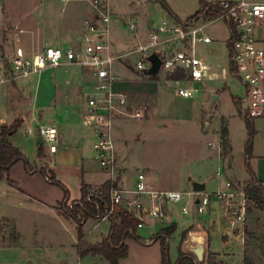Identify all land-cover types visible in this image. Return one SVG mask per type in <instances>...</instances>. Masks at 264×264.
I'll return each instance as SVG.
<instances>
[{
	"label": "rangeland",
	"instance_id": "obj_1",
	"mask_svg": "<svg viewBox=\"0 0 264 264\" xmlns=\"http://www.w3.org/2000/svg\"><path fill=\"white\" fill-rule=\"evenodd\" d=\"M4 1L8 10V18L10 16L11 19H7L6 11L5 17L0 20V61L3 59L2 57L6 58L12 52L17 39L24 40L29 36L27 34H19V25L16 26L18 21L21 22V27L27 29L31 22L32 25L36 26L37 20L43 15L41 6L43 0ZM165 1L174 13V17L162 7L158 0H110V8L113 4L115 10L120 14L112 17L109 25L111 31H113L114 40H117H112V43L114 45L115 42L127 44L135 36L128 25L121 21L122 15L138 13V26L139 22H146L148 19L155 24L170 23L172 20L188 21L199 13L200 1L208 0ZM247 1L263 2L264 0ZM208 3L204 4L207 5ZM34 19L36 20L35 23H33ZM14 26H16V29H13ZM207 31L214 41L208 45L200 44L197 47V53L200 58H205L207 65L212 68V71L218 73L216 79L203 80L198 84H185V86L196 87L200 90L198 97L194 100H187L177 94L175 83L167 81L166 79L169 80L170 78L161 74L157 80H162L163 82L165 80V90L168 93V97L164 100L163 97L159 96L157 103L158 112L155 116L156 122L148 124L141 122V120L127 119L122 123L125 128L124 135L127 141L126 150L129 154V162L126 165L128 168L127 172L121 169L120 176L123 172V181L127 188L132 191L136 187L138 174L140 172L147 173V168L151 169L149 175L154 176L162 184L174 185L178 179L184 182L192 169V164L196 157H203L209 152L216 153L219 151V148L209 149L207 144L216 142V139H218L217 132L220 130L223 119L228 122V128L232 134L231 144L233 151L231 164L233 177L242 184L251 178L247 167L249 163L250 169L255 173L256 177L264 180V122H261L260 129L255 128L253 157L247 161L244 149L248 132L244 118L241 117L243 114L238 112L233 102V98H240L244 90L237 78L229 73L230 58L227 47L229 32L227 25L218 21L211 25ZM257 37L262 39L263 42L260 45L264 47V30L257 32ZM117 48L118 50L120 49L119 47ZM136 64V56H132L129 61L121 62L120 80H123L129 74L131 75V81L137 83L138 72L135 70ZM61 75L68 77L71 75V70L68 69L65 72L63 67L60 70L48 69L43 74L35 75L27 81L0 84V119H5L6 122L12 124L22 114L20 109H25L24 106L27 105L29 100V92L22 93L21 87L27 86V89L30 90L29 83L33 80H39L38 87L41 86L38 88L37 93L40 95V100H44V95L51 96L52 92L55 94L54 86L57 80L62 78ZM41 81L46 85L48 84V88L44 87L43 82L40 84ZM49 87L51 88V93L48 90ZM58 89L56 90V98L60 102L63 96V89L65 88L60 87ZM31 91L33 94L35 90L31 89ZM219 92L221 97L214 104L213 97L217 96ZM21 93L23 96H21ZM75 94H77L78 102L82 105L84 104L85 109L88 110L87 102L83 100L82 93L76 90ZM203 115L207 117L213 116L211 127L204 131L208 130L207 137L205 133L201 132V130L199 131L196 127L197 121H195V118H200ZM222 116L224 117L223 119ZM203 126L204 124H201V127ZM30 127L32 132L29 134ZM39 127L40 123L29 124L26 121L25 125L19 128L15 139L24 144L22 146H24L26 151L27 159L31 161L33 166L40 163L46 166L51 165L56 174L55 180L59 182L62 179L63 186H58L51 181L47 182L41 173L30 175L24 162L13 166L9 177L0 180V264H27L29 261H32L33 264H108L101 257L88 255L80 258V240L77 225L71 219L62 215H60L62 220H58V216L53 215L57 212L55 209L51 211L50 208L34 202L29 204L28 200L15 191V186L19 185L23 189L32 188L39 193H47V195L54 197L61 194L65 195L64 190L66 189L69 190L71 198H75L74 196L78 198L81 190V173L83 170L97 174L98 181H91L92 184L95 182L98 184L101 180L108 177V174L100 168L98 161L94 158L93 149H90V154L85 155L83 159V155L79 150L69 148L66 152L53 155L49 153L45 146H38ZM138 135L141 136L138 138ZM40 147H43L41 155L43 159L38 157ZM119 164H121L120 161ZM216 166L217 163L214 166V170H217ZM224 167L226 172H228L227 162ZM39 168L42 171H46L44 166L36 167V169ZM60 170L62 174L65 173V176L59 174ZM212 183H214V186ZM242 184L240 186L235 185L236 188L238 187V191H244L247 186ZM216 187V180L211 178L207 191L212 192L211 189H216ZM97 188H93L91 193ZM132 191L129 198L131 201L135 199ZM173 206L179 218V227L168 239V261L170 264L178 262V249L180 247L186 256L192 259L195 264H199L201 260L197 256L198 249H195V246L196 244L205 243L204 232L210 234V230L213 229L211 220L204 222H196L195 220V223L192 222V226L190 225L184 231L187 233L183 239L181 205L174 204ZM60 210L61 212L68 211L65 205ZM234 216L236 217V215ZM172 223V221H167L159 224L160 226H170ZM110 227L111 223L108 219L99 220V222L95 219H89L83 226L82 248L88 249L101 243L108 237ZM231 227H233L232 224ZM242 227L245 229L246 237L248 238L247 251L253 258L254 263L264 264V210H260L250 199H248ZM157 233L156 227L151 224L148 225V220H146L145 227L138 229L137 232L140 240L135 238L126 240V245L129 247V255L121 260L120 264H162L161 243L160 241H154V236ZM187 238H189L188 248L183 247L184 240H187ZM211 240L212 250L221 252L226 249L220 235L211 234ZM237 245L240 246V241H238ZM212 261L217 263L215 256Z\"/></svg>",
	"mask_w": 264,
	"mask_h": 264
},
{
	"label": "built area",
	"instance_id": "obj_2",
	"mask_svg": "<svg viewBox=\"0 0 264 264\" xmlns=\"http://www.w3.org/2000/svg\"><path fill=\"white\" fill-rule=\"evenodd\" d=\"M92 5L96 21L89 25L80 48L63 49L47 45L42 51L28 56L22 47L14 44L12 52L6 58L2 57L0 61V84L27 80L40 75L46 69H59L66 64L78 66L92 75L93 84L84 93L88 110L82 122L86 128L92 130L96 138L94 158L100 168L108 174V181L118 182L117 187L111 190L112 206L105 214H99L95 219L109 220L114 207L122 206L139 220L138 229H142L146 220H170L168 206L186 202L189 197H193L199 213H205L216 199L223 204L227 213L237 210L238 221L244 223L249 197L243 190L238 191V187L231 183H227L228 192L215 195L206 192H165L155 190L148 182L146 174L140 172L136 187L132 191L135 199L131 201L125 197L119 186L121 167L115 141L111 135V124L115 119H145L148 109L136 108L127 94L115 90L119 81L115 66L136 56L135 70L143 73L151 68L149 58L155 54L162 63L158 76L163 74L179 85L176 92L180 97L195 99L200 90L182 84H198L203 80H214L217 77L211 72L206 61L198 56L197 47L200 44H212L214 39L207 29L218 21L224 22L228 27L229 39H232L230 75L237 78L244 90L240 97L242 114L253 121L264 120V47L260 45L262 39L257 37V32L264 30V2L211 1L207 5L203 4L199 13L191 20H172L170 23L158 24L150 29L144 43L128 51H119L109 38V25L113 16L110 0H93ZM5 12V1L0 0V20L5 17ZM124 24L133 32L137 30V25L129 20L124 21ZM177 73L184 74L183 80L171 78ZM38 134L42 138V145L49 153L57 154L60 143L58 128L55 125H42ZM28 171L34 173L36 169ZM97 190L98 188L93 193H97ZM91 196L87 201H91ZM142 196L152 200L154 203L152 207L145 208L139 202L138 197ZM237 205H240V208H237ZM76 206L83 207L80 202L68 201L65 208L71 212ZM65 212L67 210L62 213ZM182 213L188 214L187 206L182 208ZM235 225L232 224L233 227Z\"/></svg>",
	"mask_w": 264,
	"mask_h": 264
},
{
	"label": "crops",
	"instance_id": "obj_3",
	"mask_svg": "<svg viewBox=\"0 0 264 264\" xmlns=\"http://www.w3.org/2000/svg\"><path fill=\"white\" fill-rule=\"evenodd\" d=\"M92 1L93 0H43L41 2L43 15L40 16L39 19L37 20L38 23V26L36 23L37 27L35 25H32V22L29 25V28L27 29L21 27L20 26L21 22L19 21L16 24V26L19 25V29H18L19 34H27L29 36L26 37V39H24L25 42H23L24 41L23 39L22 40L17 39L15 44L22 47L26 55L28 56H31L39 51H42L44 47L47 45L57 46L63 49H67L69 47L80 48L83 45L82 39L88 31L89 25L95 23L96 21V14L94 7L92 5ZM211 1H218V0L200 1V6L198 11L200 10V7L202 6L203 3L211 2ZM5 7L7 11L6 17L9 20L11 19V17L9 16L8 18V10L6 4ZM111 11L113 14L112 17L120 15L115 10L113 4L111 6ZM126 20L135 23L137 25V30L134 32L135 36L132 37V39L127 42V44H124V42L121 43L115 42L116 48L119 47L120 51H128L134 48L135 46L144 43L148 38V33L150 29L158 25L148 19V21L146 22H139V26H138V13L127 14L125 16L122 15L121 21H126ZM35 21L36 20L34 19L33 23H35ZM16 26H14L13 29H16ZM109 30H110L109 32L110 40L115 41L116 39L114 40L112 36L113 31H111V27H109ZM202 59L205 60V58ZM124 66L126 65L124 64ZM62 67L65 68V72H67L68 69L71 70V75L68 77L61 75L62 78L58 79L56 85L54 86L55 94L52 92L51 96L44 95L45 97L44 100H40V95L39 93H37L38 88L41 86L40 85L38 87L39 80L38 81L33 80L31 83H29L30 90L27 89V86L21 87L22 93L25 94L29 92V100L27 105L24 106L25 109L22 108L20 109L22 111L21 112L22 114L19 116L18 120L21 121V127L25 125L26 121H28L29 124L35 122L37 124L40 123V126L55 125L58 128L60 134L59 149L56 155L66 152L68 151L69 148H72L73 150L81 151L83 155L82 158L84 159L85 155L90 154V149L94 150V144L96 142V138L92 130L86 128L83 125L82 119L83 116L86 114L87 110L85 109L84 104L82 105L81 103L78 102L77 94H75V92L76 90H78L80 93H82V98L83 100H85L84 93L93 84L94 79L88 71H85L78 66L66 64L63 65ZM60 68L57 70H60ZM120 68H121L120 64H117L115 66L116 74L119 77V81L115 86V90L127 94L130 98L131 103L136 108L147 107L148 109L147 117L145 119H140L141 122L148 124L155 123L156 122L155 116L157 115L158 112L157 103L159 96L163 97L164 100L166 99V97H168V93L165 90L166 88V84L164 83L165 80L163 79L164 82L162 80H151L149 77H147L148 75H146L144 72L138 73L137 83L131 81V75L129 74L123 80H120V75H121ZM209 68L210 70L212 69L210 66ZM46 70H44L41 74H43ZM51 70H56V69H51ZM211 72L218 75L217 72H214L212 70ZM167 81L171 82L170 80ZM42 82L43 81H41L40 84H42ZM43 84L44 87L48 88V84L46 85L44 82ZM175 85L179 86L176 83ZM182 85L185 86V84ZM60 87H64L65 89H63V93H62L63 96L61 97L62 100L59 102L57 101L56 98V90H59L58 88ZM31 89L35 90L33 94ZM48 90L51 93L50 87ZM22 93L21 96H23ZM220 97L221 94L219 92L216 101H213V103L214 104L217 103ZM187 100H194V99H187ZM241 117L244 118L243 116ZM223 118L224 117L222 116V119ZM212 119L213 116L207 117L206 115H203L200 118H195V121H197L196 127L198 128L199 131L201 130V132L205 133L206 137L208 134V130H206V132L204 131L205 129L211 127ZM126 120L127 119L113 120L111 124V135L115 141L116 153L118 156V160L121 162L120 164L121 169L122 171L127 172L128 168L126 165L129 162V154L127 153L126 150L127 141L125 140V135H124L125 128L124 125L122 124ZM244 121L246 126L245 118ZM261 122H264V120H254L253 124L255 128L260 129ZM201 124H204V126L201 127ZM222 124H224L228 130V137H227L228 148L226 150H224L221 145ZM9 125L11 124L6 122L5 119L2 118L0 119V130L2 127ZM29 131L30 134L32 132L31 127ZM217 133H218L217 134L218 139H216V142H209L207 145L209 149L219 148V151L216 153L209 152L207 153V155L203 157L201 156L196 157L195 160L193 161L192 169L189 172V174L186 176V180L184 182H181V179H178L174 185L169 186L168 184H162L160 181L156 180L154 176L149 175L151 169L147 168V173L145 174L148 182L153 185L155 190L165 191V192H176V193L194 192L193 183L195 182L204 183L206 186V190L204 192L209 193L211 195L228 192L226 187L227 183L240 186V184L242 183L238 179L233 177V170L231 164L232 151H233L231 144L232 134H231V130H229L228 128V122L225 121L224 119L221 122L220 130ZM140 136L141 135H138V138ZM38 140H39V134H38ZM11 142L15 147H17L23 153V155L27 159L26 151L24 150V146H22L24 144H22L20 141L18 142L15 139V136L12 137ZM39 145L40 144L38 143V146ZM38 157L40 159H43L40 155ZM27 161L29 164V168L36 169L37 166L46 167V171L45 170L42 171L39 168L36 169V172L30 173V175L41 173L43 174L47 182H50V178L56 179V174L53 171L51 165L46 166L45 164L40 163L39 165L35 164V166H33L30 160L27 159ZM226 162L228 163V172H226V168L224 167L226 165ZM216 163H217L216 166L217 170H214L215 168L214 166L216 165ZM11 170L9 174L11 173ZM59 174L65 176V173L62 174L61 170ZM81 175H82L81 186L83 183H85L86 185L92 187V189L101 186L102 184H104L106 181L109 180V176H108L107 178L101 180L98 184L97 182L92 184L91 181H98L97 174L93 173L92 171L85 172L83 170ZM122 175L120 176L119 186L124 191L125 197L129 199L132 190L127 188L126 184L123 181ZM47 177H49V179H47ZM211 178H214L216 180L217 187L216 189H211L212 192H208L207 188L209 185V180ZM61 180H59V182L63 186ZM250 180L251 178L244 181L242 185L245 186L246 183H248ZM257 180L264 185V180H261L259 178H257ZM212 185L214 186V183H212ZM29 189L28 190L23 189L19 185L15 186V191L19 192L26 200H28L29 204H32L34 202L50 208L51 211H54L55 209L57 212H55L53 215H55L56 217L58 216L57 217L58 220H62V217L60 215L66 217L60 210L65 195L61 194L58 196L51 197L47 195V193H39L33 190L32 188ZM67 191L69 192V190ZM74 197L75 198H71L69 193V202L79 201L81 198V190L79 197L78 198L76 196ZM138 200L141 204H143L145 208H150L154 204L152 200L146 196H142L141 198L138 197ZM177 204L181 205V214L183 216L182 233L186 231L190 225L192 226V224L195 223V220L196 222L197 221L204 222L209 219L211 220L213 229L210 230V234L204 232L205 243L196 244L195 246V249H198L197 256L199 257V254L202 253V260L201 263L199 264H207L209 253H213L216 258V262L220 264H243V255L244 252H246L248 249L247 246L248 238L246 237L245 229H243L242 227V224L244 223L238 221L239 212L237 210L234 211L232 210L231 213L230 211L227 213L224 210L223 204L218 202L216 199L212 201L211 205L207 208V211L205 213H199L197 211V207L193 202V197H189L186 202L177 203ZM173 205L174 204H170L168 206V215L170 217V220L167 221H172L173 223H175L178 229L179 218L175 213V209ZM184 206H187L188 214L182 213V208ZM234 215H236V217ZM97 221L99 222V220ZM167 221L148 220V225L151 224L152 226H155L156 231L159 232L161 229L169 227V225L160 226L159 223L167 222ZM230 223L231 224L235 223L236 224L235 227H231ZM211 234H216L221 236L222 240L224 241V245L226 246L225 250L221 252L212 250ZM188 239L189 238H187V240H184L183 247L188 248ZM238 241H240V246L237 245ZM27 264H33V262L29 261L27 262Z\"/></svg>",
	"mask_w": 264,
	"mask_h": 264
},
{
	"label": "trees",
	"instance_id": "obj_4",
	"mask_svg": "<svg viewBox=\"0 0 264 264\" xmlns=\"http://www.w3.org/2000/svg\"><path fill=\"white\" fill-rule=\"evenodd\" d=\"M162 7L168 11L173 17L174 13L170 10L168 4L165 0H158ZM204 4V3H203ZM231 44L232 39L227 41V47L229 50L230 66L229 72L232 75L231 70ZM152 80H157L158 75L150 76ZM171 78L177 80H183L184 74L177 73ZM233 102L238 109V112L242 114L241 111V100L240 98H233ZM246 120V128L248 132L247 143L244 149V154L246 160L249 161L253 157V140L256 134L255 126L253 120L248 117H244ZM21 127V121L15 120L11 125L4 126L0 130V180L9 177V172L11 168L17 163L24 162L28 168L29 164L23 153L15 147L11 139L14 137L19 128ZM228 130L224 124L221 128V140L222 147L224 150L228 148ZM43 152V147L39 148V155L41 156ZM250 164L248 163V171L251 176V180L246 184L244 189L245 194L252 200L260 210H264V185L257 180L255 173L250 169ZM120 181V179H118ZM50 181L58 186H62L60 182L53 178ZM117 183L111 181H106L104 184L98 187L97 193H91L92 187L86 185L85 183L81 186V198L79 201L83 207L76 206L71 212L63 213L66 218L71 219L76 225L79 233V255L80 258L91 255L94 257H101L108 264H120V261L127 258L129 255V247L126 245V240L128 238H135L140 240L137 236L139 220L133 217L127 212V210L122 206L114 207L113 215L110 217L109 221L111 223L110 232L107 238H105L101 243L96 246L90 247L88 249L82 248L83 226L89 219L96 218L99 214H105L111 205V190L117 187ZM91 196V201H87V198ZM69 201V192L65 190V197L61 204V207L66 205ZM98 206V209H97ZM81 216V217H79ZM84 220V222H83ZM177 225L172 223L169 227L161 229L155 236L154 241H160L162 249V264H170L168 261L169 257V247L168 239L176 232ZM187 232L182 233L183 239ZM179 259L176 264H195L192 259L186 256L181 248L179 247ZM214 257L213 253L209 254L207 259V264H218L212 261ZM220 264V263H219ZM243 264H255L253 258L248 251L244 252Z\"/></svg>",
	"mask_w": 264,
	"mask_h": 264
},
{
	"label": "water",
	"instance_id": "obj_5",
	"mask_svg": "<svg viewBox=\"0 0 264 264\" xmlns=\"http://www.w3.org/2000/svg\"><path fill=\"white\" fill-rule=\"evenodd\" d=\"M149 61L151 62L152 66L151 68H149L148 70L144 71V73L148 76H154V75H158L159 71H160V67H161V60L157 55H152L149 58ZM217 96L213 97V101H216ZM42 138L39 136V140L38 143L41 145L42 144ZM206 190V186L204 183H193V191L195 193H203ZM237 208H240V205H237ZM199 259L202 260V253L199 254Z\"/></svg>",
	"mask_w": 264,
	"mask_h": 264
}]
</instances>
